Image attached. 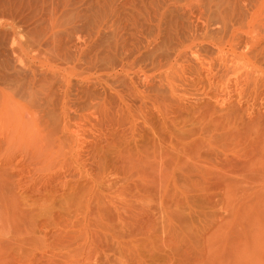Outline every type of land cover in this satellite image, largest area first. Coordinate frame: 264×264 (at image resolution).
Segmentation results:
<instances>
[{
    "label": "rangeland",
    "instance_id": "rangeland-1",
    "mask_svg": "<svg viewBox=\"0 0 264 264\" xmlns=\"http://www.w3.org/2000/svg\"><path fill=\"white\" fill-rule=\"evenodd\" d=\"M0 264H264V0H0Z\"/></svg>",
    "mask_w": 264,
    "mask_h": 264
}]
</instances>
